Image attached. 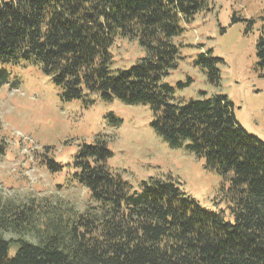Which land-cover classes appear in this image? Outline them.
<instances>
[{"label": "trees", "instance_id": "trees-1", "mask_svg": "<svg viewBox=\"0 0 264 264\" xmlns=\"http://www.w3.org/2000/svg\"><path fill=\"white\" fill-rule=\"evenodd\" d=\"M206 3L0 0V63L38 66L64 100L96 93L147 105L158 135L220 176V194L233 218L205 210L171 176L148 177L132 188L106 165L112 152L97 138L72 162V181L88 190L92 203L82 212H53L55 220L37 227L32 203L0 200V264H264V141L236 121L225 95L174 101L176 89L192 79L162 81L177 65L172 38L182 32L180 22H190ZM116 37L135 38L146 53L112 74L109 47ZM255 51L262 74L264 33ZM192 63L218 84L223 59L211 49L196 53ZM8 78L0 67V87ZM43 162L50 172L61 168L52 159ZM2 232L18 235L7 239ZM28 232L36 241L23 237ZM10 243L17 247L12 255Z\"/></svg>", "mask_w": 264, "mask_h": 264}, {"label": "rangeland", "instance_id": "rangeland-1", "mask_svg": "<svg viewBox=\"0 0 264 264\" xmlns=\"http://www.w3.org/2000/svg\"><path fill=\"white\" fill-rule=\"evenodd\" d=\"M264 0H207L206 8L190 22H180L182 32L172 38L179 58L162 81L174 85L190 77L189 85L176 89L174 101L223 94L233 105L236 121L264 141V73L256 69L255 43L264 33ZM236 21H232L233 18ZM211 49L220 79L209 83L196 53ZM110 72L128 69L146 53L138 41L116 37L109 47ZM8 82L0 87V200L35 206V226L55 213L82 212L88 190L72 181V162L84 144L100 138L112 154L106 165L132 188L148 177H173L180 189L207 211L220 212L233 221L228 203L220 194L221 178L203 167V160L174 148L150 126L151 111L144 104L110 100L89 93L64 100L50 75L32 64L0 63ZM16 82L12 87L11 83ZM200 92L204 94L201 95ZM60 165L50 172L43 160ZM7 239L17 237L2 232ZM23 237L36 241L33 233ZM10 243L8 254L16 250Z\"/></svg>", "mask_w": 264, "mask_h": 264}]
</instances>
